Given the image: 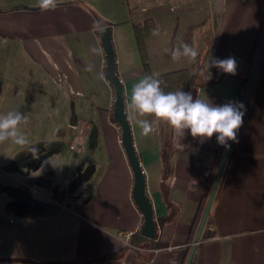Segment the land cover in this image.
Listing matches in <instances>:
<instances>
[{
	"label": "crops",
	"instance_id": "0c3cea01",
	"mask_svg": "<svg viewBox=\"0 0 264 264\" xmlns=\"http://www.w3.org/2000/svg\"><path fill=\"white\" fill-rule=\"evenodd\" d=\"M37 2L0 0V43L31 68L17 78V96L64 104L65 122L24 146L0 144V264H185L220 144L215 135L201 142L188 131L178 140L153 117L154 133L142 136L128 119L157 224L154 238L141 235L143 216L132 198L133 172L112 117L114 88L93 22L102 18L110 26L125 110L133 85L146 75L133 29L146 19L159 31L144 37L152 73L188 68L194 76L213 59L236 60L235 75L210 67L195 88L193 99L223 105L234 103L250 74L264 0H58L44 12ZM180 42L198 49L196 62H174L164 51ZM5 88L0 84V93ZM180 90L187 92V84ZM24 100L17 111L27 114ZM81 120L88 139L74 152L68 143ZM8 144L17 147L11 154L3 150ZM191 264H264V67Z\"/></svg>",
	"mask_w": 264,
	"mask_h": 264
},
{
	"label": "clouds",
	"instance_id": "9594fccd",
	"mask_svg": "<svg viewBox=\"0 0 264 264\" xmlns=\"http://www.w3.org/2000/svg\"><path fill=\"white\" fill-rule=\"evenodd\" d=\"M36 6L42 12L54 10L58 6V0H38ZM93 30L102 34L108 30L107 24L102 18L96 20L93 22ZM152 35L158 36L159 31L154 29ZM164 51L171 52V59L174 62L182 59L196 62L199 55L197 48L184 42ZM210 67L235 75L237 63L232 57L213 59L200 69L199 75L208 79ZM164 83L159 73H152L144 75L132 87L130 101L126 105V116L127 119L135 121L142 136L154 133L153 124L148 119L153 117L156 121L168 125L178 140L188 131L193 138H199L201 142L215 135L217 143L226 149L230 147L229 141L238 143L237 133L243 125V104L229 102L213 105L207 99L199 97L193 99L190 92L180 89L165 92L162 87ZM27 123V116L19 111H9L0 115V144L8 141L19 146L28 144L27 136L21 131V125ZM29 150L33 154L37 151L35 148Z\"/></svg>",
	"mask_w": 264,
	"mask_h": 264
},
{
	"label": "water",
	"instance_id": "95a60500",
	"mask_svg": "<svg viewBox=\"0 0 264 264\" xmlns=\"http://www.w3.org/2000/svg\"><path fill=\"white\" fill-rule=\"evenodd\" d=\"M107 28L108 30L106 32L102 34L99 33V37L106 58L104 76L114 88L112 117L120 126L121 143L123 145L128 162L133 172V187L131 194L135 204L138 206L143 216V223L139 228V232L145 237L154 238L156 235L157 224L154 221L152 203L150 201L149 196L145 192V177L140 164V160L134 147L130 123L126 116L123 84L115 69V51L110 35V26L107 25ZM262 57H264V39H262L260 48L258 50L257 56L249 74L248 82L243 97L241 99L240 104H243L244 108L246 106L247 99L253 86L254 80L256 78V74L258 72ZM244 108L242 109V111H244ZM232 143V141H229L228 144L230 145V147L227 149L224 148V151L222 153L220 163L217 168L212 186L208 193V197L185 264H191L192 262L195 250L197 248V243L199 242V238L206 222L210 205L212 203V199L214 197L218 182L220 180L222 171L228 158Z\"/></svg>",
	"mask_w": 264,
	"mask_h": 264
},
{
	"label": "rangeland",
	"instance_id": "374dc122",
	"mask_svg": "<svg viewBox=\"0 0 264 264\" xmlns=\"http://www.w3.org/2000/svg\"><path fill=\"white\" fill-rule=\"evenodd\" d=\"M22 61V57L18 56L17 52L8 51L4 44L0 43V76H5L7 78L5 79V84L1 83L2 80H0V84L8 85V88L3 89V92L0 93V110L2 112L6 110L17 111L19 107H21L24 100V98L22 99V97H20V94L17 96V94L15 93L16 80H18L23 75L26 76L27 72H29L31 69ZM38 102L39 101L37 99L33 100V102H27V100H24L25 105H31V109L27 114H25L28 118V123L26 125H21V129L25 128L24 131H21L26 134L28 141L37 139L39 137H49L50 134L52 135L51 131L53 130L55 124L65 122L64 117L66 109L64 104H59L57 107H54L56 105V102L51 101L50 99L40 100V105ZM36 106H41V108L44 107L45 109H41L42 111L38 112L36 111L38 110ZM37 125L44 126L43 128H41V132L39 133L35 131L37 129ZM16 149L17 147L15 145L9 144L7 145V147L4 146L3 148V150L8 152L9 154L14 152ZM67 176H69V174H67ZM12 181H14L12 183L15 184V180ZM14 184L9 185V191L10 194L12 193L15 196L18 187L16 188V185Z\"/></svg>",
	"mask_w": 264,
	"mask_h": 264
},
{
	"label": "trees",
	"instance_id": "16d2710c",
	"mask_svg": "<svg viewBox=\"0 0 264 264\" xmlns=\"http://www.w3.org/2000/svg\"><path fill=\"white\" fill-rule=\"evenodd\" d=\"M98 20H99V18H98ZM133 29H134V34H135L137 46H138V49H139V52H140V55L142 58V64H143L144 70H145L146 74H152V71H151L149 64L147 62L144 37L147 33L151 32L154 29V24L150 19H146L142 24H134ZM262 39H264V19H262L260 30H259L258 36L256 38V42H255L253 51H252V53L248 59V63L250 65V68H252V66L254 64V61H255V58L257 56L258 50L260 48ZM262 67H264V57H262V60H261V63H260L258 70L260 71V69H262ZM201 68H202V66H200L198 68V71L194 76H190L188 68H180V69H175V70L164 72V73H159L160 78L165 82L162 85V87L164 88V91L165 92L176 91V90L180 89V87L186 83L188 86L187 92H190L194 98L195 88L197 86L201 85L203 82L202 76L199 75ZM248 78H249V74L244 76L243 81H242L241 90L238 93L234 103H241V99L243 97V94H244V91H245V88H246V85L248 82ZM253 90H254V83H253V86L251 88L250 94H249L248 99H247L246 106H245L244 111H243L244 112L243 119L246 115V112H247V109H248V106H249V103H250V100H251V97L253 94ZM240 130H241V128L239 129V131L237 133V138L239 136ZM235 144H236V142L232 143V146H231V149L229 152V156L232 153ZM224 148H225L224 146H221V145L219 146L215 161L212 164L210 174H209L210 185H212V183H213L217 168H218L219 163H220L222 153L224 151ZM207 197H208V194H205L202 201L198 205V209H197L195 219H194V224L192 226V229H193L192 238H194V236H195V233H196V230H197V227H198V224H199V221H200V218H201ZM92 262H94V260H89L86 263L88 264V263H92Z\"/></svg>",
	"mask_w": 264,
	"mask_h": 264
},
{
	"label": "built area",
	"instance_id": "2783aa9c",
	"mask_svg": "<svg viewBox=\"0 0 264 264\" xmlns=\"http://www.w3.org/2000/svg\"><path fill=\"white\" fill-rule=\"evenodd\" d=\"M74 132L68 143L69 148L74 152H80L85 147L88 139V125L82 120L73 126ZM131 235L129 232L128 236Z\"/></svg>",
	"mask_w": 264,
	"mask_h": 264
}]
</instances>
